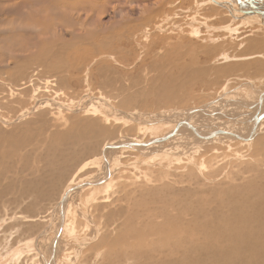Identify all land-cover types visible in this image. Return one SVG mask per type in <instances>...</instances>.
<instances>
[{
  "label": "rangeland",
  "instance_id": "1",
  "mask_svg": "<svg viewBox=\"0 0 264 264\" xmlns=\"http://www.w3.org/2000/svg\"><path fill=\"white\" fill-rule=\"evenodd\" d=\"M80 1L79 4L94 6L100 18L83 27L75 25L66 11L65 15L59 14V9L66 5L61 2L57 5L59 9H43L41 17L46 25L28 29L33 35L36 27L47 28L46 35H41L44 39L57 47L60 42L70 47L68 51L61 49L51 55L56 62L54 70L39 64V60L29 61H33V67L29 62L18 66L14 59L9 61L7 53H0V264H43L39 253L48 256L49 246L46 242L39 243L37 236L55 222L53 211L66 188L100 175V158L106 144L163 137L180 123L181 115L178 114L206 105L212 115L223 108L230 117L241 112L233 118L236 121L245 118L247 123L246 120L238 123L220 117L222 121L220 119L216 125L223 130L245 133L251 121V112L247 113L246 108L257 104L256 100L264 91V23L257 20L248 24L245 17L252 16L251 11L236 12L233 21L230 19L231 24L222 21L228 14L222 5L235 2L234 7L239 10L238 0L217 1V4L209 0L212 5L201 6L200 3L208 0H161L158 5H150L154 0H133L134 8L129 3L131 0ZM27 2L32 13L40 5L36 0ZM145 8L154 12L148 17L152 24L150 32L146 33L147 40L143 39V33L134 44L98 45L102 41L96 39L105 35L96 37L98 26L104 28L113 21L124 20L122 25H134L138 22L130 14ZM27 23L20 26H28ZM225 23L230 25L229 29L238 28L228 32ZM18 27L12 35L25 38L22 31L16 33ZM87 30L93 31L91 37L83 36ZM191 32L196 35L190 36ZM8 40L14 43V39ZM190 40L200 47L222 43V49H228L224 54L219 49L215 62L207 64L209 70L204 76H212L207 79L213 84L207 81L203 86L187 88V92H175L173 101L176 103L157 101L162 100L157 96L162 94L161 86L167 77L172 78L164 84L169 80L179 84V80L187 81V69L180 72L178 65L177 69L170 67L166 58L169 51L177 58L183 52L181 54L187 55L189 62L190 49L201 52L189 47ZM21 41L15 43L23 45ZM4 44L6 47L8 42ZM44 57L49 58L48 55ZM228 67L233 70L216 78L218 68ZM29 75L36 81L35 85L21 90L18 98L17 87ZM46 80L53 81L54 85L49 84L44 89ZM229 90L235 98L224 101L231 102V106L218 102ZM236 102L245 103V106ZM33 105H37L35 109ZM21 113H26L22 119L18 118ZM199 116L194 118L195 123L211 129ZM138 117L162 121L158 124L141 121V125L136 120ZM262 138L264 131L256 141ZM172 140L161 145L164 149H173L171 152L162 149L149 153L146 158L131 149L111 151L115 170L109 187L101 191L86 188L68 200L66 221L60 235L61 253L56 264H264V248L254 256L242 255L243 260L224 258L239 254L241 246L234 244L229 233L221 236L213 232L217 227L214 222L220 225L224 218H230V212L219 208L223 197L232 199L238 192L245 194L241 199L262 195L259 190L264 189V166L258 164L264 161V154L253 158L251 154L264 152V147L259 142L247 146L233 138L197 144L188 151L187 139L176 136V141ZM186 227V245L178 244L174 238L166 241L172 228ZM53 234L47 238L51 244ZM178 250L180 256L177 258ZM183 256H187V260L179 259Z\"/></svg>",
  "mask_w": 264,
  "mask_h": 264
},
{
  "label": "bare ground",
  "instance_id": "2",
  "mask_svg": "<svg viewBox=\"0 0 264 264\" xmlns=\"http://www.w3.org/2000/svg\"><path fill=\"white\" fill-rule=\"evenodd\" d=\"M36 1H39L40 5H39L38 9L32 13V12L29 11L30 4L27 2V0H14V1H12V0H0V5H2V8L0 9V53H4V54L7 53V55L9 56L8 57L9 61H12L14 59V62H16L18 66H20L21 64L25 65L31 60H35L36 62L39 60V62H40L39 64H41V65H43L45 67H49V69H51V70H54L52 67H54L56 65V62H54L52 60L53 57L51 58V55L55 54L57 52V50L60 52L61 49H62V51L63 50L68 51L70 47H68L66 45H62V42H60V47H57V46H54L52 42H49L48 40L44 39L43 37L46 35L45 33L47 32V30H46L47 28L36 27L37 28V32H34L35 34H33V35L29 34L28 29H32L33 27L35 28V26H38V25H41V26L46 25V23L44 22V19L41 17L43 9L46 8V7L59 9V6H57V5L59 3H61V2H65L66 5L62 6L61 9H59L60 10L59 14H61V16L65 15V11H66L67 14H69V19H71V21L75 25H78V26H81V27H83L86 23H88L90 21L94 22V21H92L94 19H99L100 18V14H99L98 10H96V12H94V10H93L94 6H92V5L79 4L81 2L80 0H36ZM126 1H128V0H126ZM217 1H219V2L220 1L221 2H223V1L230 2V0L229 1L228 0H214V3L215 2H216V4L219 3ZM10 2L12 3L11 6H7V4H9ZM160 2H161V0H154V3L150 4V5H155V4L158 5ZM210 2L208 0L206 2L200 3L199 6L206 5V4L209 5ZM238 2H239V5H238L237 8H239V10L234 7L235 6V2L234 3H230V5H229V3H228V5H222L221 8H224L223 10H225V9L228 10V14L226 16V19L222 20L223 22H228L229 24H231V22H230L231 20L230 19L232 18V21H233V18H235L234 15L236 14V12L241 14V12L242 13H247L248 11H251L255 15L251 14L252 16L245 17L246 20H247V23L251 24V23L256 22L257 20H259V22L261 21L262 25H263V23H264V0H245V1L238 0ZM92 3H96V2L92 1ZM129 3H130L131 6H133V8L135 7L134 6L135 2L133 0L129 1ZM211 3H210V5L213 4V3L212 4ZM89 4H91V3H89ZM125 4H126V2H125ZM153 13L154 12H148V9H146V8L142 9L140 12L131 13L130 15L132 17H136V20L138 22V23H136L134 25H128V24L122 25L126 21V20H124V21H121V22L113 21L110 24V26L105 25L104 28H101V27L98 26L96 28V31L98 32L96 37L101 36L102 34H105L104 36L98 37L96 39V40L102 41L100 43L98 42V45L102 46V45H107L109 43H115V42H121V43H123V42L124 43L125 42H128V43L132 42V44H134V43H136V41L139 38V36L141 34H143V33H145L144 34L145 37H143V39L147 40V38H148L147 35L148 34H146V33L150 32L151 24H152V23H150L148 17L150 15H152ZM119 17H121V15ZM205 17H207V16L205 15ZM245 18H243V19H245ZM10 22H12V23H10ZM58 22H61V21H58ZM23 23H27L28 26L21 27L20 25H22ZM244 23H246V22H244ZM225 24H227V23H225ZM17 27H18V30H17L16 33L22 31L26 35L25 38H16L15 36L12 35ZM154 27H156V26H154ZM212 28H214V27H211V29ZM225 28H227V27H225ZM229 28H230V25H228V29ZM237 28L235 27L236 30H237ZM235 29H229L227 31L228 32H231V31L233 32V31H235ZM85 33L86 34L83 35L84 37H91L93 35V31L91 32V30H87V31H85ZM41 35H43V37ZM195 35H196V33L195 34H193V32L190 33V36H195ZM254 37H253V40H254ZM8 39H14V43H10V41ZM207 39H208V37H207ZM21 40H24V41H21ZM35 40H37L36 43H31V42H34ZM216 40H214V41H216ZM20 41L24 42V44L23 45H18V44L15 43V42L19 43ZM3 42L4 43L8 42V44L9 43L10 44L9 45L7 44V46L4 47L5 44ZM219 42H220V40H219ZM261 42H262V40H261ZM175 44H173V45L171 44L172 47L173 48H178V46H176ZM55 45H57V44L55 43ZM188 45H189V47H195V48H198V49L201 50V52L198 53V52H195L196 49L195 50L190 49L191 52H188L189 53V55H188L189 62H187V55L181 54L183 52H181L179 54L178 58H177V55L173 54L174 52L170 53V51H169V53L167 55L168 57L166 58L169 61V66L170 67L176 68L175 66L178 65V67L180 69V72H181V70H185L186 71V69H187V73H186L187 74V79H186L187 81L179 80L178 81V82H180V84H179L175 80H169L168 84H164V82H166L168 79L172 78V77H170V78L167 77V79L163 81L162 86H161V88H162L161 90H163L161 92L162 94L161 95L158 94V96H157V97H159L158 99H162V100H157V101H163L164 103H172V102L176 101V100L173 101L175 99L174 98L175 92L179 93V91H182V90H183L182 92H184V91L187 92V88L189 90V89H192L194 86H198L200 84L203 86V85L206 84L207 81H210V83L213 84L211 82V80L207 79L209 77L211 79L212 76H208L207 78H206V76H204V74L207 75V71L209 70L207 68V64L210 61H214L215 62L214 57H215V54L218 53L217 51L219 49H221L223 51L222 54H224L228 49H226V51L224 49H222V47L224 46L222 43H219V44L216 43V44L205 45L204 47H200V45H198L197 42H193V41L190 40V42H188ZM32 48L35 49L34 52H30V50ZM75 51H76V49H73V52H75ZM88 51H89V49H88ZM110 51H111V49H110ZM125 52H126V50H125ZM111 53H112V51H111ZM22 54H23L24 57L20 56ZM98 54H99V52H98ZM46 55H48L49 58H45L44 56H46ZM198 56H201L203 59H198L197 58ZM78 57H79V54H78ZM97 57H99V56H97ZM217 57H215V58H217ZM161 59H163V57ZM100 60H102V58ZM79 61H80V59H79ZM162 61H163L162 62V64H163L164 60H162ZM3 62L4 61L1 58V63H3ZM31 63H32L31 66L33 67V64H34L33 61ZM31 63L29 62V64H31ZM165 65H168V64H165ZM36 66H37V64H36ZM60 66H61V64H60ZM156 66H158V64ZM230 67L233 68L234 66H230ZM1 68H3V67H1ZM231 68H229V67L226 68V69H219L218 68L217 71H216V73L218 74V75H216V78H218L219 75L228 74L229 72H231L233 70ZM4 70H5V68H4ZM10 70H11V68H10ZM60 70L61 69H59V71ZM224 70H225V72H224ZM211 71H212V69H211ZM35 72L36 71H34V74H35ZM64 72H66V71H64ZM209 73H210V71H209ZM222 73H224V74H222ZM8 74H10V73H8ZM214 75L215 74H213V76ZM1 79H2V77H0V80ZM33 81L34 80L32 79L31 75L27 76L26 78H24L22 80V84H20L17 87V97L18 98H20L19 96H20L21 90H23V89H25V88H27V87H29L31 85H33V86L35 85L34 83L36 81H34V82ZM53 83H54L53 81L46 80L44 82V89L48 88L49 84H51L53 86L54 85ZM208 84H209V82H208ZM165 88H167V89H165ZM35 89H37V88L35 87L34 90ZM229 91L228 92L226 91L227 93H224L220 97V99H218V102L220 101V102H223L224 105H227V104L230 105L231 102H225L224 101V100H230V99L233 100L235 98V97L233 98L232 95H231V94H233V92L231 93V91L230 92ZM183 96L185 97V95H183ZM32 98H33V95L31 97V99ZM183 100H185V99H183ZM221 100H223V101H221ZM263 101H264V91L260 93V96L256 100L257 104H251L250 105L251 107L246 108L248 110L247 113L248 112L250 113V111H251L252 114L251 113L249 114L250 115L249 119H251V121H248V122H250V125L246 124L247 125L246 127H248V126L249 127H248L247 132H245V133H244V131H243V133L236 132L238 130H236V131L223 130V129L218 128V127H220V125H218V126L216 125L217 121L220 122V119H221L220 117H224V116H225V118H228V119L236 121V119L233 118V117H237L239 114H242L241 112L236 113L235 116H233V117H230L229 114L227 115L226 110H225L226 114L224 113V111H222V110H224V108H223L221 111H216L214 113V115H212L213 112H210L209 106L206 105L204 108L194 109L195 111L200 110V112H194L195 114H193V115L187 116V110H185L184 112L178 114V115H181V119H180V123L176 126V128L172 129V130H175V132L173 133V135L172 134L170 135L169 133L172 131V130H170L167 134H164L163 137H167L166 138L167 140L165 141V142H167L168 140L171 141L172 138L174 140V138L176 136H182V138L187 139V144H186L187 145V150L191 146H194V145H197V144L200 145V144H202L204 142H208V141L209 142H216V141H223V140H229V141L233 140L232 134H235V135H237L238 137L241 138L240 140H237V139H235V140L241 141L244 144H246L247 146H251L253 142H255V143L259 142L260 146L264 147V142H263L264 138H262L261 140L259 139L258 141H256V138L264 131V126H263L264 125V116L262 117V119L252 129V125H253L252 121H253V119L257 118L261 114L263 115V113H262V110L264 108V102ZM180 102H182L181 99H180ZM36 104H37V102H36ZM236 104L240 105L242 107L245 106V103L244 104H239V103L236 102ZM36 106L37 105H33L32 109H35ZM246 107H247V105H246ZM202 113H205V114L200 115V116L198 115V114H202ZM206 113L207 114L210 113L209 116H211L213 118H209ZM25 114L26 113H21L18 118H20V119L24 118L26 116ZM196 116H199L200 118H204L203 120L205 121V123H209L208 125H210L212 128L209 129V130H206V129L202 128L201 126H198L197 122L195 123V119H194ZM165 118H166V116H165ZM172 119L173 118H171V120ZM136 120L139 122V124H141L140 123L141 121H142L143 124H146V123H149V122H150V124H153V123H157L158 124V123H160L162 121V119L159 120V118L158 119H155V118L147 119V118H141V117L136 118ZM174 120L175 119H173V121ZM243 120H246V123H247V119H245V118L244 119H239L236 122L241 123V122H244ZM184 121H186V123L190 127H188V125L186 126L187 128L186 127H182V123ZM221 121H222V119H221ZM172 122L170 124H172ZM241 130H243V129L241 128ZM218 131H222L221 134H219L218 136L213 137V138H211L209 140H205L207 136L211 135L214 132H218ZM72 136H74V135H72ZM163 137L151 138V139H148V140H150V141L160 140ZM248 137H249V139H247ZM73 138L74 137H72V139ZM174 141H176V140H174ZM129 143L131 145L132 144H134V145L135 144H140L137 148H134V149H131V150H134L141 158H146L149 153L159 152L160 150L164 149L163 147H161V145L164 142L163 143L159 142V143H155V144H148L146 146H141L143 141L126 142L124 140H119L117 142H113V143H109V144H129ZM65 145H66V143L64 144V146ZM167 145H169V144H167ZM115 149L116 148L108 149V150L104 151L103 156H101V158H100V160L102 162V168H101L100 175L98 177H96L94 179H90V180H88V178H87L84 181H81V182H79L77 184L69 186L64 191V192H66L68 189L72 188L73 186L81 185L80 188L76 189V191L71 193L67 197V199L65 200V203H64V206H63L64 224H63L62 230L64 229V225H65V221H66L67 206H68V203H69L68 200H70L69 198L73 194H76L77 192H79L81 190H84L86 188H93L94 191H101V190H105V189H107L109 187L111 176H113L112 175L113 174V170H115L114 166L112 164V159H110V155H111V151L115 150ZM174 149H176V148H174ZM194 149H196V148H193L192 150H194ZM120 150H129V148H120ZM172 150L173 149H171V148L170 149H164L165 152H171ZM162 153H164V152H162ZM254 154H251V157L252 156H262V154H264V152L257 151ZM164 155H165V153H164ZM172 155H173V153H172ZM103 158L105 159L106 163L108 164V167H106L104 165L105 162H103ZM169 158H171V157L169 156ZM258 166L259 167H263L264 166V161L259 163ZM83 169H85V168H83ZM83 183H90V184L87 185V186H83L82 185ZM263 187H264V185H263ZM259 192H262L261 196H260V193H259L258 196H254V195L250 194L251 196L248 195L249 197H245V198H242V199H241V197H243L245 194H242L241 192L236 193V196L234 198H232L233 200L231 198L227 199V196L223 197V199H222V201H221V203L219 205V208H221L220 210H223V211H226V212H230V218H224L223 221L221 220L223 222V224H221L222 223L221 222L220 225H218L216 222H214L217 225V227H215L213 229V232H215L217 235H221V236H226V234L229 233V235L232 237V241H234V244L235 245L240 244V246H241V252L239 254H237V255L236 254L235 255H226V256H223L224 258L233 257V258H235L237 260H243L245 257L242 256V255H247V257H248V256L257 255L260 252H262L261 249L264 248V244H263V242H264V189L259 190ZM53 214H56L55 215V219H54L55 222H53L52 224H49V226H47V228H45V230H43L41 232V234L39 236H37V239L39 240V243L40 242L41 243L42 242H46V243H48V246L50 248L52 247L53 241H52V244H51L49 241H47V238H49V236L52 235L53 233H54L53 234V237H54V235L58 232L59 225H60L58 205L54 209ZM173 228H172V231H170L168 233V236L166 238L164 237L166 239V241H168V238H171V239L174 238L175 240H177L176 242L178 244H179V242H182L183 244L186 245V243H187V227L186 228H182V229H178V230H173ZM202 229H205L204 226L202 227ZM202 229L200 228V230H202ZM62 230H61V232H62ZM202 234L204 235L203 232H202ZM203 235H201V236H203ZM60 239H61V237H59L57 245L55 246V250H54V254H53V262L51 264H56V262L59 260L58 255L61 253ZM200 240H201V238H200ZM204 241H205V239H204ZM42 245H43V243H42ZM252 247H254L255 249H251ZM38 248H40L39 245H38ZM50 248L47 249V252H48V250L50 251ZM185 252L187 253V249L185 250ZM178 253H179V255H176L177 258L180 256V250H178ZM171 255L172 254H166V256H171ZM42 257L45 260H48L49 255L46 256L45 254H42ZM181 258H185L187 260V256L180 257L179 259H181ZM186 260H184L185 263H186Z\"/></svg>",
  "mask_w": 264,
  "mask_h": 264
},
{
  "label": "water",
  "instance_id": "3",
  "mask_svg": "<svg viewBox=\"0 0 264 264\" xmlns=\"http://www.w3.org/2000/svg\"><path fill=\"white\" fill-rule=\"evenodd\" d=\"M194 112H200V110H197V111H195V110H193V109H190V110H188L187 111V116H189V115H193V114H195ZM251 112V111H250ZM210 114V113H209ZM209 114H207V115H209ZM264 116V114L262 115H259L257 118H255V119H253V125H252V129H253V127L262 119V117ZM256 117V116H255ZM224 118H225V116H224ZM188 124L186 123V121H184L183 123H182V127H186ZM188 127H190L189 125H188ZM187 128V127H186ZM193 130V129H192ZM175 132V130H172L169 134L171 135H173V133ZM221 132L222 131H218V132H214V133H212L211 135H209V136H207L206 137V139L205 140H209V139H211V138H213V137H216V136H218L219 134H221ZM232 137L234 138V139H237V140H240L241 138L240 137H238L237 135H235V134H232ZM250 137V136H249ZM249 137L247 138V139H249ZM167 137H163V138H161L160 140H153V141H150V140H147V141H145V142H143L142 144H141V146H146V145H148V144H155V143H159V142H165L167 139H166ZM203 139V138H202ZM204 140V139H203ZM140 144H106L105 146H104V148H103V152H102V156H103V153H104V151H106V150H108V149H114V148H116V149H120V148H129V149H134V148H137L138 146H139ZM103 162H105V166L106 167H108V164L106 163V161H105V159L103 158ZM109 174V173H108ZM90 183H83L82 185L83 186H87V185H89ZM81 187V185H78V186H73L72 188H70V189H68L66 192H64L63 193V195L61 196V198H60V200H59V202H58V208H59V218H60V225H59V230H58V232L54 235V237H53V239L51 240V242L53 241V244H52V247H51V250H50V252H49V258H48V260H45L43 257H42V254L41 253H39L40 254V257H41V260H42V262H43V264H51L52 262H53V254H54V250H55V246L57 245V242H58V240H59V237H60V235H61V230H62V228H63V224H64V213H63V206H64V203H65V200L67 199V197L71 194V193H73L74 191H76V189H78V188H80ZM49 248V247H48ZM49 251V250H48Z\"/></svg>",
  "mask_w": 264,
  "mask_h": 264
}]
</instances>
